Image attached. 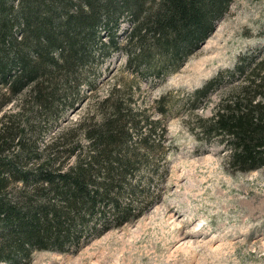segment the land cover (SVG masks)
<instances>
[{"label":"trees","instance_id":"1","mask_svg":"<svg viewBox=\"0 0 264 264\" xmlns=\"http://www.w3.org/2000/svg\"><path fill=\"white\" fill-rule=\"evenodd\" d=\"M230 2L0 0V264H29L34 248L74 250L161 197L174 146L166 125L172 100L166 91L141 105L131 92L148 73L163 77L179 67ZM121 18L130 24L117 39ZM117 49L121 75L98 94L100 77L87 80L79 67ZM258 50L239 52L186 95L196 107L232 82L190 126L222 142L232 171L264 164V47ZM82 81L90 90L69 96ZM85 100L82 113L42 139L59 112ZM143 165L148 171H137Z\"/></svg>","mask_w":264,"mask_h":264},{"label":"rangeland","instance_id":"2","mask_svg":"<svg viewBox=\"0 0 264 264\" xmlns=\"http://www.w3.org/2000/svg\"><path fill=\"white\" fill-rule=\"evenodd\" d=\"M119 23L117 39L124 37L130 20L121 18ZM249 47L260 52L264 47V0H231L209 35L179 67L163 77L148 73L141 78V87L131 92L135 103L148 105L166 91L172 100L166 125L174 146L167 155L161 197L139 216L74 250L34 248L29 264H264V164L232 171L225 164L227 149L222 142L215 136L198 137L190 128L195 115L211 113L214 101L232 82L213 90L196 107L186 100L191 89L218 68L231 66L237 54ZM123 60L117 49L100 62L91 60L89 67L81 64L80 73L84 70L87 80L100 77L95 91L103 94L120 77ZM89 90L82 81L69 96ZM86 101L59 112L42 139L82 113ZM9 107L11 103L5 105ZM146 169L143 165L137 171ZM160 173L158 167L155 182Z\"/></svg>","mask_w":264,"mask_h":264}]
</instances>
